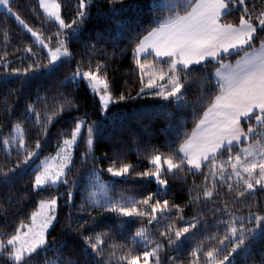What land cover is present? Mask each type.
I'll return each mask as SVG.
<instances>
[{
  "label": "snow or ice",
  "instance_id": "obj_1",
  "mask_svg": "<svg viewBox=\"0 0 264 264\" xmlns=\"http://www.w3.org/2000/svg\"><path fill=\"white\" fill-rule=\"evenodd\" d=\"M76 2L75 15L66 19L60 0H38L44 16L57 26L53 39L51 34L45 37L28 23L15 6L16 0H0V10L6 17L14 18L36 45L25 43L23 51L29 57L22 67L11 66L7 51L0 55V69L6 73L4 80L15 76L21 82L20 88L13 91L23 94L24 87L31 82L54 77L62 65H69L71 71L59 80V86L71 83L78 90L83 85L98 99L100 113L98 119L89 120L87 111L80 114V103L73 93L50 86L46 92L53 90L57 99L51 111L41 116L35 106L38 94L37 101L27 102L15 122L9 121V132H0V148L8 157L13 152L17 156L11 168H0V196L14 187L21 163L29 165L35 158L39 163L33 168L29 191L34 197H42L27 223L21 221L13 231L0 233V264H111L113 260L116 264H185L175 256L162 258L161 252L165 248L178 252L197 231L209 243L199 242L191 250L192 258L187 264H240L241 259L246 264H256L249 262L248 257L254 255L255 246L264 245V208L251 210L256 206L252 197L264 193V0ZM94 4L98 5L97 17L103 27L85 35ZM133 11L147 26L138 24L135 32L129 30L125 37L128 43L120 49L124 29L130 28L126 13ZM4 36L7 39V31ZM129 46L141 85L135 96L130 89H117L108 75V61H114ZM78 49L81 51L77 59ZM93 53L104 58L95 59ZM194 84L196 99H190ZM141 95L159 98L164 103L132 113L119 110L122 103ZM189 105L194 126L190 133L179 135L183 127L181 118L187 115ZM113 107L116 112L111 111ZM166 109L171 111L165 112ZM161 113L169 127L178 132V139L166 152L145 145L148 166L137 171L139 164L129 161L122 152L123 130L117 134L115 128L119 124L123 129L127 121L140 116H147L150 124ZM60 117L72 121L70 134L61 132L55 155L42 158V139L50 135V126ZM27 121L38 128L34 142L26 138L23 125ZM135 131L129 124V135ZM105 137L113 142L112 155L105 152L97 156L96 146ZM81 141L85 144L82 163L92 165L87 183L69 178L75 165L73 152ZM179 172L203 177V182L195 185V196L191 189L189 196L192 203L202 199L204 208L212 204L213 214L220 213L213 224L203 218V213L185 220L181 205L161 198L167 196V177ZM104 173L109 180H103ZM128 176L154 181L158 190L139 199L111 196L110 190L118 180L122 182ZM60 186H64L69 212L57 238L52 231L60 220ZM77 189L87 193L78 205L74 195ZM222 193L224 199L217 201L215 198ZM229 199L233 201L231 205ZM12 200L8 197V202ZM245 202L248 213L236 215L233 208ZM74 207L76 213L72 211ZM104 214L117 218L112 225L117 228L148 217V225L155 221L159 239L141 222L131 239L134 244L143 242L142 248L106 245L109 230H95L99 227L96 217ZM165 220L168 222L162 224ZM213 227L214 231L209 230ZM49 252L55 254V259L47 258ZM258 264H264V250Z\"/></svg>",
  "mask_w": 264,
  "mask_h": 264
},
{
  "label": "trees",
  "instance_id": "obj_2",
  "mask_svg": "<svg viewBox=\"0 0 264 264\" xmlns=\"http://www.w3.org/2000/svg\"><path fill=\"white\" fill-rule=\"evenodd\" d=\"M103 0H101V3ZM133 4L142 3L143 0H131ZM62 4V15L66 19H71L75 15L77 8L76 0H60ZM18 6V11L20 14L28 21L29 24H32L39 31H41L45 37L52 35L53 39L56 32V24L52 22L49 18L44 16L43 10L39 8L38 0H16V5ZM97 7L98 5H93L90 8L92 13V19L88 24V27L85 28V35L91 30L95 32L97 27H103V24L99 21L97 17ZM128 19L126 23L130 28L124 29V37H122L119 47L120 49L125 48V44L128 43L127 32L129 30L135 32L137 30L136 26L141 24L142 17L137 15L135 11L130 14H127ZM232 20V17H229ZM235 22V21H234ZM146 22L141 24V27H146ZM4 31L8 32L7 39L4 36ZM111 31V29H109ZM25 43H32L34 47L35 41L34 38L30 37V34H26L25 30L19 26L14 18L6 17L4 12H0V55L5 51L8 52L6 59L12 61V67H22L28 62L29 54L23 51ZM109 51L111 50V44L108 45ZM19 49V50H17ZM80 49L77 50L76 58H80ZM95 59L104 58L98 53L92 54ZM108 75L115 82L116 88L119 90L130 89L132 95L135 96L136 92L140 89L141 85L139 83V74L135 71V65L132 60V51L129 46L123 54H120L116 57L114 61L109 60ZM75 60L73 61V65ZM71 71L69 65H62L58 71V74L54 77L37 79L34 82H31L23 89V94L20 91H13V89H19L21 82L17 80L15 76H11L8 80H4L6 73L3 69H0V132L7 134L10 130L11 124L9 121L15 122L17 118L20 117L21 113L24 112L26 103L31 101H37V95L39 94V100L36 103V108L40 111L41 116L45 115L46 111H51L53 106L57 103V99L54 95L53 90L46 92V89H49L50 86L52 89L59 88L61 92H71L75 95L77 101L80 103V114L88 112L89 120H96L100 116L98 111V99L92 95L83 85L76 90V85L67 84L64 87L59 86V80L64 76H67ZM196 85H193L192 91L189 93L190 99H196L195 92ZM164 103L160 101L159 98L151 97L147 95H141L137 99L129 100L126 103L120 105V111L123 112H136L138 109L148 106H153L157 104ZM46 106V107H45ZM6 107L8 110H6ZM112 112H116V107L111 109ZM171 111V109H166L165 112ZM187 115L181 118L183 127L179 129V135H183L184 132L190 133L193 126V116H192V107L189 105ZM11 113V115H10ZM75 115V113H73ZM119 120V115L116 117ZM129 124L135 127L136 131L132 132L129 135L128 127ZM72 121L65 117H60L56 122L50 126V135L42 139L44 145L43 151L41 152V157L48 156L56 152L58 142L60 140V133L63 132L64 135L70 134V127ZM147 125V128H145ZM23 127L26 130V138L30 142H34L38 138V128L31 121L24 123ZM123 130V135L121 137V147L123 154L126 155L127 159L133 163L139 164L137 171H143L145 167L148 166L146 156L143 152L145 145L149 147L155 146L161 151H168L169 146H174L175 142L178 139V132L169 127V122L164 113H161L159 116H156L152 122L149 124V118L147 116H140L135 119L127 121L122 127L117 124L115 132L120 134ZM106 129V137L107 132ZM102 139L98 142L96 146V155L101 156L103 153L107 152L109 156L113 152V142L111 140ZM135 137V138H133ZM85 151V144L81 141L78 147L75 149V165L73 166L72 173L70 174V179H77L79 182L87 183V173L88 169L92 167L91 163L83 164L81 160V155ZM137 151L140 152V155H137ZM23 159L22 157L20 158ZM17 156L15 152L11 157L7 156V153L0 148V168H11L12 165L16 163ZM6 161H8L6 163ZM39 161L33 159L29 165H24L21 163L18 172V178L14 182V187L11 191H3V195L0 196V233H9L13 231L21 221L28 222V217L31 212L36 210L38 207V201L42 198L40 196H33L29 191L31 179L33 175V168ZM105 165L107 161H102ZM107 173H104L103 180H109ZM169 183L167 186V196L161 198H167L170 202L174 204H179L182 206L184 219L188 220L191 217L203 213V218L208 221L211 225L215 221L216 216H219L220 213L213 214L212 204H209L207 208L203 207V200L201 199L198 203H192L189 196L190 189L192 190V195L195 196V185H200L203 182V177L197 174L193 176L192 174H185L179 172L176 175H169L167 177ZM61 196L59 198L58 214L60 217L59 223L55 225V231H52L53 237H59L63 231V225L66 223L64 217L68 214L69 209L65 205L66 196L64 193V186H60ZM158 186L154 181H148L136 176H128L122 182H118L114 185V189L110 190V195L116 198H134L139 199L141 196L147 195L148 192H156ZM75 195V204L78 205L81 201L82 195H87V193L81 192L77 189L74 193ZM225 193H222L221 196L216 197L217 201L224 199ZM8 197H12L13 200L8 202ZM252 201L255 202V207L251 210L256 211L257 208H264V193H257L252 197ZM229 205L233 203L231 199L227 200ZM222 207V204L218 205ZM73 213H76V208H73ZM233 211L236 215H246L249 211L248 202L241 203L237 205L236 208H233ZM172 212H175V209H172ZM86 216V213H85ZM97 221L99 222V227L95 230L100 231L101 229L109 230V235L106 237V245H111L112 243L116 244H127L134 247H143V242L137 241L135 244L131 239L132 234L135 229L140 226V223L143 224L150 230V234L159 239V230L156 226L155 221L152 225L147 224L148 217L137 218L131 224H127L122 228H117L114 225L116 221L115 216L109 214H104V216H97ZM172 219L178 218L173 216ZM168 221H162L167 223ZM203 222V221H202ZM222 227V226H221ZM214 231L215 228L209 229ZM203 240V236L200 231L196 232L195 237L185 242L184 246L178 251L173 252L165 248L161 252V257L166 258L168 256H175L180 260H183L185 264L192 257L190 252L196 245ZM204 244H208L209 241L203 240ZM108 251L111 249L108 248ZM264 250V245L258 244L253 248L254 255L248 257V261H255L258 264L260 260V252ZM48 259H55V254L49 252L47 254ZM111 264H116V261L113 260ZM240 264H246V262L241 259Z\"/></svg>",
  "mask_w": 264,
  "mask_h": 264
},
{
  "label": "rangeland",
  "instance_id": "obj_3",
  "mask_svg": "<svg viewBox=\"0 0 264 264\" xmlns=\"http://www.w3.org/2000/svg\"><path fill=\"white\" fill-rule=\"evenodd\" d=\"M0 12H3L2 10H0ZM51 155H55V153L51 154ZM75 155V150L73 152V156Z\"/></svg>",
  "mask_w": 264,
  "mask_h": 264
}]
</instances>
